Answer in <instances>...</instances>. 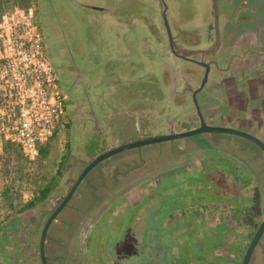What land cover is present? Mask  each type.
Returning a JSON list of instances; mask_svg holds the SVG:
<instances>
[{
	"label": "rangeland",
	"instance_id": "rangeland-1",
	"mask_svg": "<svg viewBox=\"0 0 264 264\" xmlns=\"http://www.w3.org/2000/svg\"><path fill=\"white\" fill-rule=\"evenodd\" d=\"M161 1L0 0V58L13 56L10 41L22 35L15 24L31 9L45 56L69 98L41 162L46 175L57 171L68 142L71 151L58 187L36 209L12 219L14 227L6 221L11 210L0 177V231L7 227L11 241L0 240V264H41L39 241L47 218L99 153L200 125L192 94L205 69L172 54ZM164 1L176 47L211 65L208 81L196 96L205 122L248 131L264 141V80L254 82L259 92L248 90L242 84V63L238 71L234 68L240 57L231 51L245 38L264 45V0ZM3 141L0 132V154ZM87 179L53 222L46 240L48 254L51 237L71 235L63 264L188 263L184 253L195 256L199 248L202 264H241L264 219V153L235 135L203 133L133 148L107 159ZM31 197L26 191L23 202ZM129 199L141 200L142 208L125 204ZM145 208V221L156 231L171 221L169 228L185 233L188 242L161 238L162 252L155 248L147 253L158 242L146 243L149 230L145 233L144 219L136 220L137 210L142 217ZM232 209L250 215L253 225L234 220ZM109 242L112 257L105 254ZM209 249H217V256ZM137 252L147 253L150 262H140ZM250 264H264V236Z\"/></svg>",
	"mask_w": 264,
	"mask_h": 264
},
{
	"label": "built area",
	"instance_id": "built-area-1",
	"mask_svg": "<svg viewBox=\"0 0 264 264\" xmlns=\"http://www.w3.org/2000/svg\"><path fill=\"white\" fill-rule=\"evenodd\" d=\"M15 29L22 34L0 58V132L4 141L17 145L23 156L35 161L65 115L68 96L60 89L55 70L45 56L42 38L33 24V11ZM7 50L5 49V52Z\"/></svg>",
	"mask_w": 264,
	"mask_h": 264
},
{
	"label": "trees",
	"instance_id": "trees-1",
	"mask_svg": "<svg viewBox=\"0 0 264 264\" xmlns=\"http://www.w3.org/2000/svg\"><path fill=\"white\" fill-rule=\"evenodd\" d=\"M29 5L30 4L26 5L25 8H28ZM68 102L69 99L64 103L65 109ZM191 128L192 127H189V129ZM57 132L58 130L51 140L56 137ZM66 146L67 151L58 163L57 171L55 173H50V175L47 176L45 171H43V165L41 162L49 153V142L41 146L40 155L35 161H29L26 159L17 145L6 141L2 142V153L0 154V177L3 180L5 187L3 195L9 201V209L11 210L6 220L8 224L13 225L14 227L15 224L13 223L15 222H13L12 219L17 218L21 213L36 209L39 205L43 204L58 187L59 181L64 175L67 163L71 156L70 143L68 142ZM85 180L88 179L86 178ZM91 188L95 189L96 185H94V187L92 185ZM26 191L31 194L32 197L27 202H23V196ZM230 213V216L237 222H244L249 227L253 225V220H251L250 215H246L242 212L238 213L235 209H232ZM71 225H76V222L70 223V226ZM8 228L10 227L8 226ZM6 231L7 227L0 231V240L4 239L6 243L10 244L11 241H7L8 232ZM70 239L71 235H68V239L65 238L62 240L54 238V236L50 238V253L47 254L46 252L49 262H55L58 260L64 261V259H66V256H68L66 249L68 248ZM19 245L20 244H18L17 241L14 242V249L17 250ZM2 247H4V243L0 241V248Z\"/></svg>",
	"mask_w": 264,
	"mask_h": 264
},
{
	"label": "water",
	"instance_id": "water-1",
	"mask_svg": "<svg viewBox=\"0 0 264 264\" xmlns=\"http://www.w3.org/2000/svg\"><path fill=\"white\" fill-rule=\"evenodd\" d=\"M163 4V21L164 25L167 31L168 38L170 40V49L172 54H174L178 58H182L179 56L175 50L174 47V38L172 37V32L170 29V25L168 22V18L166 16L167 12V4L164 0H162ZM191 62L203 67L205 69L203 80L201 82L200 87L195 90L192 94L194 104L196 106L198 115H199V121L200 125L196 128L189 129L183 132L179 133H171L168 135L164 136H158V137H153V138H146L142 139L136 142H132L129 144L121 145L118 147H115L113 149H110L106 152L99 153L89 164L85 166V168L80 172L78 175L77 179L74 181L72 184L71 188L66 192L64 198L62 201L51 211L49 217L47 218L42 231H41V236H40V241H39V256H40V261L41 264H49L48 257L46 255V240L48 238V233L49 230L53 224V222L59 217V215L67 208V206L70 204L72 201L73 197L75 196L76 192L84 182V180L87 178V176L92 172L96 167H98L100 164L105 162L107 159L110 157L117 155L121 152L133 149V148H138V147H143L146 145H152V144H157V143H162V142H167V141H174V140H180V139H185L191 136L203 134V133H225V134H230V135H235L242 137L246 140L251 141L253 144H255L257 147H259L262 152L264 153V141L260 139L259 137L253 135L252 133L248 131H242L238 130L233 127H227V126H215L211 124H207L205 122V119L201 113V109L199 106V103L196 99L197 94H199L204 86L206 85L208 81V75L211 71V65L208 62H203V61H198V60H190ZM264 236V219L259 225L258 229L256 230L255 234L253 235L246 251L245 254L242 258L241 264H250L252 257L254 255V252L262 240Z\"/></svg>",
	"mask_w": 264,
	"mask_h": 264
},
{
	"label": "flooded vegetation",
	"instance_id": "flooded-vegetation-1",
	"mask_svg": "<svg viewBox=\"0 0 264 264\" xmlns=\"http://www.w3.org/2000/svg\"><path fill=\"white\" fill-rule=\"evenodd\" d=\"M229 30H231L232 33L231 38H233L236 34L234 32L236 30V26L232 25V27H230ZM242 42L243 43L241 45L240 44L237 46L233 45L231 47V51L237 53L238 56L240 57L237 59V64H234V68L236 71H238L240 69L238 67V63H242V67H241V71H242L241 76L243 77L242 84L245 85L247 88L249 87L250 89H252L254 92L257 93L259 92V87L254 84L255 80L256 79H259L261 81L264 80V45L262 46L259 43V41H257V39L250 40L248 38L247 39L245 38L242 39ZM174 47L177 54L182 57L179 59L185 61L194 60L193 58H191L190 54H188L189 52L187 50L177 48L175 43H174ZM233 59H234L233 62H236V58L234 57ZM256 69L259 70L256 73V76H254ZM247 121H249V119Z\"/></svg>",
	"mask_w": 264,
	"mask_h": 264
},
{
	"label": "crops",
	"instance_id": "crops-1",
	"mask_svg": "<svg viewBox=\"0 0 264 264\" xmlns=\"http://www.w3.org/2000/svg\"><path fill=\"white\" fill-rule=\"evenodd\" d=\"M126 201V202H125ZM124 202H125V204L126 203H131L132 205H133V203H136L135 204V206L134 207H136V206H139V205H141V206H139V207H141L142 208V203H141V200H139V199H129V200H125ZM197 206V205H196ZM146 208H145V210H143V213H144V215L142 216V217H140V215H139V213H138V210H137V213H136V220L137 219H140V218H142V219H144L143 221L141 220V223L143 224V222H145V226L147 227V229L145 230V233L147 232V240H146V243H148L150 246H151V242L154 244V241H152V239H155L157 242H158V244L159 245H161L162 243H160V239L162 238V240L164 239V240H167V241H169V243L170 242H174V241H176L175 243H177V239H179L178 240V243L180 244V245H183V244H185V243H187L188 242V240H187V237L188 236H186L185 235V233H181V232H175V231H172L171 230V228H169L170 226H171V224H172V222L170 221V222H168L167 223V226L165 227V229H157V231L153 228V226L150 224V223H148V222H146L145 221V214H146ZM140 222V221H139ZM139 222H136V224H138ZM191 224L192 223H195V224H197V222H190ZM139 227V226H138ZM153 230H152V229ZM154 233H153V232ZM198 234H199V231H197L196 232V236H198ZM142 235H145L144 233H142ZM179 235V236H178ZM176 236H178V237H176ZM195 236V237H196ZM142 237V236H141ZM143 238H144V236H143ZM110 239V238H109ZM108 239V240H109ZM171 239H173V240H171ZM138 241V240H137ZM142 243V242H141ZM157 244V245H158ZM138 245H139V242H137L136 243V246H137V249H138ZM155 246H151L150 247V249H147V253H148V251L149 250H154L155 248H157L158 250H160L161 251V247H163V245H161L160 247H157V245L156 244H154ZM218 247H219V244L217 245ZM216 246V247H217ZM215 247V248H216ZM156 250V249H155ZM202 250H203V248L202 249H198L197 251H196V255L194 256V254L192 253V251H188V252H186V253H184V255L181 253V252H179V253H181V254H179V256L180 255H183V256H188V257H190V260L188 261V263H186V262H184V261H181L180 259V261L177 263L176 262V264H202V258H203V254H202ZM210 250V252H211V256L212 257H216L217 255H215L216 253H217V249L215 250V252L213 251H211V249H209ZM162 252V251H161ZM185 252V251H184ZM138 253V252H137ZM147 253L145 254V255H143L142 253H141V255H140V253H138V256H140V257H142V258H140L139 259V261L141 262V261H149L150 262V260L149 259H147ZM104 254V253H103ZM105 254H106V256H114L115 254H114V249L110 246V242L108 243V247H107V249L105 250ZM143 256H145L146 257V259L147 260H144L143 259ZM196 256L198 257V259H196ZM105 260H108L107 259V257H105L104 258ZM200 259V260H199ZM111 260H109V262H110ZM116 260H114V262H112V263H110V264H117V262L119 261V263H120V260H117V262H115ZM198 261V262H197ZM219 261V260H218ZM57 264V263H56ZM58 264H63V262L61 261V262H58ZM121 264V263H120Z\"/></svg>",
	"mask_w": 264,
	"mask_h": 264
}]
</instances>
